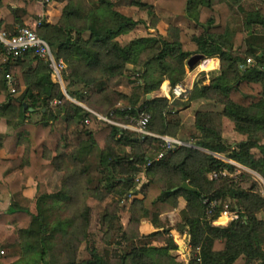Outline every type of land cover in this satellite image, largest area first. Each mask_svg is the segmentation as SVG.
<instances>
[{"label":"trees","instance_id":"16d2710c","mask_svg":"<svg viewBox=\"0 0 264 264\" xmlns=\"http://www.w3.org/2000/svg\"><path fill=\"white\" fill-rule=\"evenodd\" d=\"M11 1L0 0V8L9 10L0 17V30L14 36L27 20H39L38 34L65 68L62 85L52 80L49 62L32 51L0 66L1 116L11 128L0 134V150L14 156L23 147L18 159L0 157V194L12 196L9 206L0 209V264H186L172 254L178 249L173 238L163 246L136 242L144 215L162 230L142 237L167 234L161 216L179 209L181 199L186 205L178 228L190 248L188 264H238L240 259L264 264L260 181L249 172L236 183L209 177L237 168L213 154L218 153L264 179V144L258 142L264 138V46L246 40L264 34V0H248L250 8L245 0H156L159 8L188 18L200 30L190 33L170 24L166 37L157 30L158 19L122 11L151 7L143 0H57L65 5L55 24L35 9L41 0H15V7ZM234 12L244 14L239 28L231 19ZM194 55L216 57L220 67L196 77L189 99L170 102L162 84L168 80L174 86L184 79ZM248 58L254 63L248 64ZM130 66L144 70L131 92H122L111 82ZM6 74L17 80L15 93L6 88ZM197 99L214 100L223 111H198L195 124L201 135L189 145L165 149L161 136L176 138L182 126L178 106L189 107ZM142 112L151 114L146 126L151 134L128 126ZM224 117L248 139L221 148ZM160 152L163 156L156 159ZM141 174L145 181L138 178ZM30 180L45 185L34 208L18 198ZM110 196L115 206L126 203L133 231L124 228L116 207H106L113 227L118 220L120 239L102 251L90 247L91 257L77 261L91 221L88 199ZM205 197L219 202L210 218ZM227 199L237 218L214 225Z\"/></svg>","mask_w":264,"mask_h":264},{"label":"rangeland","instance_id":"374dc122","mask_svg":"<svg viewBox=\"0 0 264 264\" xmlns=\"http://www.w3.org/2000/svg\"><path fill=\"white\" fill-rule=\"evenodd\" d=\"M146 1L150 2L151 0H146ZM152 1H155V0H152ZM42 2H44L46 5H50L52 1L51 0H42ZM244 4L247 8L251 7V4L249 3L248 0H245ZM122 11L127 13V14H133V15L136 14L137 16H140V17H143L146 19L152 18L154 20L158 19L159 22L163 21L162 23H164V24H162L161 29H164V30L168 27V25L175 24V25H178L179 27L185 29L186 31H189L190 33H192V32L199 33L200 32L199 29H196L194 22H192L188 18H185L183 16L178 17V16L174 15L173 13L171 15L169 13L170 11H168V12L162 11L161 8H159L157 5L142 8L138 12L126 10V9H124ZM243 16H244V14L240 15L238 12H234V14L231 18L232 22L233 23L235 22L237 27L241 26ZM28 26L33 27L31 25H28ZM158 31L161 32L160 30H158ZM151 32H153V31H151ZM164 34H165V31H164ZM164 36L166 37L167 35L165 34ZM247 39H248L247 43H249V44H252L254 46L257 44H260V45L264 46V34L256 33V34H254V37L250 38L249 36H247L246 40ZM219 63H220V61H219ZM253 63H254V61H252L251 63H248V64H253ZM209 67H210L209 65L208 66L203 65V68H199L198 65H196L193 68H190L189 66H187L186 68H187V70L188 69L194 70V72H193V70L192 71L188 70V72L189 71L192 72V74L190 76L194 77L193 75L197 74L196 77H200V73L202 71H204L208 74L210 71L213 70V69L212 70L208 69ZM219 67H220V65H219ZM133 68H134L133 66H130L127 74L124 77H119V78L113 79L111 82L112 86L118 88L122 92H131V88H133L134 85L139 83V79L141 78L138 76L139 75L138 73L139 72L142 73V71L144 70L142 67H139V68L136 67L135 69H133ZM192 77H191V79L190 78L188 79L189 83L191 82L190 83L191 90H193L194 85H195V81L192 82ZM189 96L187 99H189ZM142 100H144V97ZM195 101H196V103L193 105V108H189L188 109L189 111H187L185 113V115L180 116V119L182 120V122H183V119L185 118V123H184V126H180L177 137L181 138L183 140H186L187 144H191V141L193 140V138L195 136L201 135V131L197 128V126L195 124L196 113H198V111H212V112L220 113L223 111V107H224L223 105H221L220 103H218L214 100L197 99ZM183 103L184 102L180 103L178 108L184 107ZM125 104H127V102L121 103L120 105L124 107ZM0 114H1V111H0ZM39 117L40 116H34L33 118L38 119ZM139 118H140V116L138 118H136L135 116H132L130 118V124L128 125L129 128L137 131ZM222 123H223V125H222V127H223V140L219 144V146L221 148L228 147L229 145H234L235 143H237L239 141L248 139L247 135L238 133L235 130L234 122L231 119H229L228 117H224L222 120ZM181 125H182V123H181ZM258 142L261 144H264V138L260 139ZM258 150H257V153H258ZM213 154L215 156H218L219 158L224 159L227 162L231 161V160L227 159L222 154H218V153H213ZM235 164L240 166V168L239 169L236 168L234 171H230V170L226 169L228 171V176L222 177V178L227 179L229 182L233 181L236 183L242 179L241 175L243 172H249L256 179H258L260 181L261 186L264 189V179L258 173H256V172H255L256 174L253 173L254 171L252 172L251 169H249V168H247L241 164H238V163H235ZM209 177L212 178L210 175H209ZM138 178L141 181H145V179L143 178V174L139 175ZM55 179H56V176L53 179H51L50 182H54ZM241 183H242V186H244V187L249 185V183H245L243 181H241ZM44 190H45V185H44V187H42L38 191L35 190L34 188L29 187L26 195L31 197V199L25 197L24 195H21V196H18L19 201H21L25 205H29L30 207L34 208V199L37 197L36 195L40 194L41 192H44ZM34 196H36V197L34 199H32V197H34ZM8 198L9 197L0 195V209L6 208V206L8 204ZM112 199H113V196L108 197L104 201H99L98 199H96L94 197H90L88 199V204L90 205L92 212H91V221H90V224L87 228L88 237H85V235H84V240H81L82 239V232H81V230H82L81 226L82 225L80 224L81 221L80 220L74 221L75 226H77V228H78V233H77L78 236L77 237L81 240L79 242V246H78L77 261L88 260L91 257L90 256V250H89L90 247L96 246L99 250L102 251L104 248L110 247L109 246L110 242H113L114 240L120 239V235H119V237L116 238V236L118 234V231H117L118 220L114 221V227H113V225L111 224L110 219H109V216L111 214L108 216L105 212L106 207H108L109 210H114V208L116 207V211L120 216V222L123 224L124 228H127V229L130 228L133 231V229L131 228V226L129 224L130 212L126 208V203L123 201L121 203V205H123V206L118 207V206H115ZM184 204H185L184 200L180 201V206H179L178 210L170 212L169 215L166 214V216H165V214H163L161 216V220L163 221V226H164V228L167 229V234L157 235V236L148 237V238L142 237V235H147V234H151L157 230H162V229H158L157 224L152 223L149 220V217L147 215H145V217L141 221L140 228H139V232L141 234V237H138L136 242L138 244L151 243L155 246H163V245H166L167 241L170 238H173L174 241L176 242V244L178 245V249L172 251V254H174L179 260H182V261L186 262V264H188V261L190 259V248L186 242L187 241L186 237H184L180 233L179 228H178L179 227L178 225H180L182 223V215L180 213V210L184 207ZM224 204L228 205L229 210H231L233 203L230 199L225 200ZM108 208H106V209H108ZM258 216L260 218H264V209L258 213ZM208 218H210V217L208 216ZM225 221H226L225 217L221 218V220H220L221 224H223ZM4 250H5V254H7L8 250L7 249H4ZM238 264H243V260L240 259L238 261Z\"/></svg>","mask_w":264,"mask_h":264},{"label":"built area","instance_id":"2783aa9c","mask_svg":"<svg viewBox=\"0 0 264 264\" xmlns=\"http://www.w3.org/2000/svg\"><path fill=\"white\" fill-rule=\"evenodd\" d=\"M39 25V22L37 23ZM0 45L3 46L4 51L6 55L11 60H16L17 58L23 56L26 52H34L38 56L42 57L46 61L49 62V67L52 69V75L54 76L55 80L57 82H62V71L65 68V64L62 60L57 61L54 57L52 47L51 45L42 38L36 28L30 27L28 25L22 27L19 29L18 33L14 36H10L6 31L0 30ZM253 60L251 58L247 59L248 63H251ZM6 79V85L7 88L11 93L16 92V85L17 80L16 78L11 74L5 75ZM191 90V85L186 82V79H182L178 81L174 86L169 85V87L164 91L165 97L170 101L173 102L177 99H187L189 96V91ZM58 101H55L54 104H58ZM100 118H103L100 116ZM151 119V114L148 112H142L140 114V118L138 120V127L137 130L145 133L150 134L146 130V126L148 125L149 121ZM161 138L164 140L163 147L165 149H172L177 146L181 145H189L186 142L169 137V136H161ZM163 156V152H160L156 159L161 158ZM233 163L238 169L240 166L235 164L233 161H229ZM210 176L213 179L219 178V177H227L228 171H214L210 173ZM203 203L207 205V215L209 217L213 216L215 210L217 207H219V202L217 200H210L208 197H205L203 199ZM225 217L226 222L221 224L220 220L221 218ZM237 218V215L235 212H232L229 210L228 205H224L223 210L220 213V216L213 221L214 225H225L228 222L234 220ZM1 253H4V251H1Z\"/></svg>","mask_w":264,"mask_h":264},{"label":"crops","instance_id":"0c3cea01","mask_svg":"<svg viewBox=\"0 0 264 264\" xmlns=\"http://www.w3.org/2000/svg\"><path fill=\"white\" fill-rule=\"evenodd\" d=\"M52 2H51V4L50 5H46L44 2H42V0L41 1H39V2H37V4H36V7H35V9L39 12V15H41V17H46V20H47V22H49V23H53V24H55V23H57V22H59V20H60V18H61V16H62V9H63V7H64V5H65V2H61V1H57V0H51ZM143 1H145V2H147L146 0H143ZM148 4H149V6H155V5H157L156 4V0L155 1H150V2H147ZM10 5L11 6H13V7H15V5H16V1L15 0H12L11 2H10ZM162 11H165V12H168L167 10H163V9H161ZM8 8H4V7H2V8H0V17H3V16H5L7 13H8ZM171 15H172V13L171 12H169ZM176 17V16H175ZM178 17H180V16H178ZM182 17V16H181ZM39 22V20H36V19H34V18H31V19H29V20H27L26 21V24L27 25H31V26H33V28H36V30H37V28H38V23ZM161 22V23H160ZM159 23H158V25H157V29L158 30H160L161 32V34L164 36L165 34H166V29L164 30V29H161L162 28V24H164V23H162L163 21H160ZM155 29H150L149 30V32H151V31H154ZM164 31H165V34H164ZM165 37V36H164ZM8 61H10V62H13L14 60H11L7 55H6V53H5V51H4V48H3V46L2 45H0V66L2 65V64H5L6 62H8ZM214 62V63H213ZM203 65L204 66H210L208 69H213V70H215V69H217V68H219V65H220V63H219V59L218 58H216V57H212V58H208V59H204L203 61H202V63H200L199 65H198V67L199 68H203ZM188 70H190V69H188ZM188 70H187V74H186V76H185V79L188 81V79L190 78L191 79V77L192 76H190L191 74H192V72H190V71H192L193 69H191L189 72H188ZM193 72H194V70H193ZM194 77H192V82H194L195 81V79H196V76H197V74H194L193 75ZM51 78H52V80L53 81H55V82H57L56 80H55V78H54V76L51 74ZM189 82V81H188ZM62 85H64V82L62 81V82H60ZM191 83V82H190ZM169 85H171L170 84V82L168 81V80H166L163 84H162V86H161V91L163 92V95L165 96V94H164V91L169 87ZM6 88H7V85H6ZM8 89V88H7ZM8 91H9V89H8ZM16 91H17V88H16ZM10 92V91H9ZM11 93V92H10ZM196 103V101H192V104H190L189 105V107H179V108H177L178 110H179V117L182 115H185V113L187 112V111H189L188 109L189 108H193V105ZM1 111V110H0ZM184 123H185V118L183 119V122H182V126H184ZM11 130V128H10V126H8V124L6 123V120H5V118H3L2 116H1V114H0V134H6V133H8L9 131ZM138 131V130H137ZM140 132V131H139ZM151 134V133H150ZM199 134V133H198ZM197 134V135H198ZM177 139H180V140H182V141H184V142H186V140H183V139H181V138H178V137H176ZM22 154H23V147H19V149H18V152H17V154H15L14 156L12 155H9V154H7V152L4 150V149H1L0 150V157L1 158H10V159H18V158H20L21 156H22ZM143 178H145V176H144V174H143ZM29 187H31V188H34L35 190H40L42 187H44V184H37V183H35L33 180H30L29 181V183H28V185H27V188H25L23 191H22V193H20L18 196H21V195H24L25 197H27V198H29V199H31V197H29V196H27L26 195V193H27V191H28V188ZM45 191V190H44ZM42 193V192H41ZM40 193V194H41ZM40 194H37L36 196H38V195H40ZM1 196H6V197H9L8 198V204H7V206H6V208L9 206V203H10V200H11V195H2V194H0ZM36 196H34V197H32V199H34ZM183 200V199H182ZM182 200H180V201H182ZM185 205H186V203L184 204V207H185ZM183 207V208H184ZM6 208H4V209H6ZM4 209H1V210H4ZM178 210V209H177ZM167 215H169L170 213H166ZM166 214H165V216H166ZM144 217H145V215H144ZM143 217V218H144ZM143 218H142V220H143ZM224 218V217H223ZM226 222V221H225ZM224 222V223H225Z\"/></svg>","mask_w":264,"mask_h":264},{"label":"water","instance_id":"95a60500","mask_svg":"<svg viewBox=\"0 0 264 264\" xmlns=\"http://www.w3.org/2000/svg\"><path fill=\"white\" fill-rule=\"evenodd\" d=\"M203 59H204L203 55H194V56H192V57L190 58V60H189V62H188V66H189L190 68H193L194 66L198 65V62H199V61H201V60H203ZM150 97H151V95H148V98H150ZM31 110H33V109H31ZM251 171H252V170H251ZM252 172H253V171H252ZM253 173H255V172H253ZM255 174H256V173H255ZM182 186L185 187V188H191V187L188 185L187 182H184Z\"/></svg>","mask_w":264,"mask_h":264},{"label":"bare ground","instance_id":"6f19581e","mask_svg":"<svg viewBox=\"0 0 264 264\" xmlns=\"http://www.w3.org/2000/svg\"><path fill=\"white\" fill-rule=\"evenodd\" d=\"M186 82H187L188 84H190L187 80H186Z\"/></svg>","mask_w":264,"mask_h":264}]
</instances>
